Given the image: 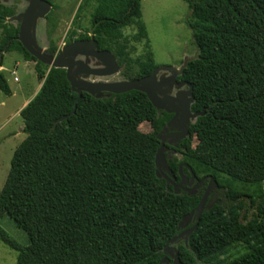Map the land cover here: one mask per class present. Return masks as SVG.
Returning a JSON list of instances; mask_svg holds the SVG:
<instances>
[{
	"label": "trees",
	"instance_id": "16d2710c",
	"mask_svg": "<svg viewBox=\"0 0 264 264\" xmlns=\"http://www.w3.org/2000/svg\"><path fill=\"white\" fill-rule=\"evenodd\" d=\"M141 1L83 0L77 11L92 6L99 48L116 56L129 79L158 66ZM186 2L198 54L180 79L193 86L192 111L204 114L190 127L195 140H183L179 150L198 178L212 175L226 188L228 201L205 209L188 242L177 248L184 264H264V0ZM58 8L54 4L47 15L50 33ZM15 14L0 0V67L7 46L34 62L44 81L20 112L26 137L0 191V219H12L29 243L19 245L1 225L0 240L19 251L16 264H159L166 242L201 200L175 193L156 173L157 134L170 115L138 90L103 98L83 92L73 113L78 94L66 70L49 68L25 49L17 39L19 24L6 21ZM127 26L137 28L134 41L147 40L136 58L123 33ZM75 33L69 31L67 42ZM48 50L59 47L52 40ZM0 90L11 94L2 71ZM144 122L151 132L140 129ZM238 243L244 253L222 258Z\"/></svg>",
	"mask_w": 264,
	"mask_h": 264
},
{
	"label": "rangeland",
	"instance_id": "374dc122",
	"mask_svg": "<svg viewBox=\"0 0 264 264\" xmlns=\"http://www.w3.org/2000/svg\"><path fill=\"white\" fill-rule=\"evenodd\" d=\"M48 1L59 7L54 11V15L57 18L56 28L50 33V25L47 18L39 21L37 40L40 46L48 50L53 40L60 49L65 45L64 41H67L66 38L70 30L82 28L86 32L85 30L91 27V5H86L77 14L83 0ZM3 3L14 7L16 14L23 11L26 7V1L22 0H12ZM141 6L143 20L148 30L150 46L158 65L180 68L188 60L197 56L198 51L192 42V29L189 25L193 21L192 10L186 0H142ZM7 22L17 25L15 21ZM136 32L137 28L135 26H127L123 29L124 35L130 37L131 43L135 47L132 52V56L135 58L145 53L147 41H134L132 37ZM1 42L2 31L0 30ZM5 48L2 50L4 65L0 71L4 73L8 81L11 94H5L0 90V191L5 184L14 152L26 137L24 121L20 114L22 109L20 111L19 109L26 100L33 98L37 94L36 91L42 86L44 81L37 75L32 66V61L28 65L19 52H7ZM18 61L19 63L17 64ZM123 71L124 66L121 65V70L117 74L96 80L120 81L129 79ZM15 76L18 77L19 81L14 80ZM1 99L6 100L5 105H1ZM140 129L143 132H151L153 130L148 122L142 123ZM245 200L249 203L248 197ZM248 207L250 213H252L254 208L250 205ZM0 225L19 245L24 246L29 243L25 231L18 228L8 216L0 219ZM182 242L183 240H180L174 246L178 247V244ZM245 251V246L242 243H238L231 246L229 252L223 255L222 258L230 259ZM18 253V250L10 248L0 240V264H16Z\"/></svg>",
	"mask_w": 264,
	"mask_h": 264
},
{
	"label": "water",
	"instance_id": "95a60500",
	"mask_svg": "<svg viewBox=\"0 0 264 264\" xmlns=\"http://www.w3.org/2000/svg\"><path fill=\"white\" fill-rule=\"evenodd\" d=\"M1 1L7 2L12 0ZM22 1L28 2L25 9L18 14L6 18V21H15L19 24L17 39L37 60L48 65L49 68H64L66 70V76L71 84V88L78 94L73 113L76 111L77 101L80 99L83 92L90 93L97 98H103L111 94L125 93L131 90L144 92L157 110H164L168 113L175 114L171 121L178 118L182 132L178 135L179 137H177L174 143L170 142L174 147L179 146L180 139L190 133L192 123H194L200 115L204 114L203 111H192L191 109L194 98L193 86L190 82H182L177 85V88L180 89L186 83L188 84L189 89L186 91L187 98L185 101L179 100V93L173 97H161L166 87L172 90L176 77L183 73L187 62L180 68L158 65L151 74L134 79H124L120 81L96 80L120 72L121 65L118 63L116 56L108 49L99 50L97 48L98 42L93 36L88 40L72 41L60 48L56 53H50L47 49L39 45L37 40V27L40 20L47 18V15L53 9V4L48 0ZM170 106H172V108H170ZM165 129L166 126L163 127L162 131ZM161 132L157 134V138L161 142L155 156L157 175L166 180L167 187L171 184L175 193H179L181 191L180 188H183V190L187 191V194L194 195L183 186L185 182L184 179L179 183H175L173 180V174L164 153V145L166 142L161 137ZM193 178L194 174H192V179ZM206 178L207 177H204L201 182ZM209 178L210 181L198 206L195 210H192L183 217L180 221L179 228L186 227L192 217L195 216L194 223L166 242L164 246L165 257L159 264H184L180 258L179 249L174 246V244L178 243L179 240L183 238L187 243L190 235L199 226L204 210L210 209L217 202H220L216 195L210 200L208 199L211 189H219V184L216 179L212 175H210ZM220 190V196L228 200L226 188L221 186Z\"/></svg>",
	"mask_w": 264,
	"mask_h": 264
},
{
	"label": "flooded vegetation",
	"instance_id": "af4514ba",
	"mask_svg": "<svg viewBox=\"0 0 264 264\" xmlns=\"http://www.w3.org/2000/svg\"><path fill=\"white\" fill-rule=\"evenodd\" d=\"M26 4H28V2H26ZM99 23L100 22L97 21L96 24L94 26H92L90 28L89 32H87V33H85L82 28L81 29H76L79 32H77V33H75L73 35L74 39L72 41L88 40L92 36L94 37L95 36V27ZM85 35H89L90 37L89 38H84ZM72 41H70V42H72ZM70 42L64 41V44L66 45V44H68ZM97 48L99 50L102 49V48H99V45H98ZM51 53H53V52H51ZM181 75H178L176 77V81H175V84H174L172 90H170L169 87H166L163 90V94L161 95L162 98H165L166 96H172L173 97V96H176L179 93V100L180 101H185L186 100V98H187L186 91L189 89V86L187 84L188 81L180 79ZM182 82H187V83L185 85H183L180 89H178L177 85L179 83H182ZM170 108H172V106H170ZM159 112L162 113V112H166V111L159 110ZM166 113H168V112H166ZM168 114L170 115V117L167 119L166 123L164 124V126H166V129L162 131V129L164 127L163 126L162 129L160 130V132L162 131L161 132V137L166 142L165 145H164V153H165V156H166L168 164L170 162L174 167H175V165H177L175 172L170 168L171 171H172V174H173L172 178L175 181V183H179V182H181L182 179H184L185 182H184L183 186L185 188H187V190L189 192H192L194 195H198V196H200L202 198V196H203V194L205 192V189H206V187H207V185H208V183L210 181V178H209L210 175H206V176L198 178L195 175V173L192 171V169L188 166V164L185 163L184 161H182L183 154L179 150V147H180L182 141L185 140V139H190L191 142H193L195 140V138L191 135V133H188L185 137L180 139L178 147H174L172 144H170V142L174 143L176 141L177 137H179L178 135L182 132V129L180 127V123L178 122V118L176 120H174V121H171L175 114L174 113H168ZM162 116H164V115L162 114ZM160 144H161V142H160ZM185 168H188V171H185ZM192 174H194V178L193 179H192ZM204 177H207V178L203 182H201V180ZM220 188H221V186L219 185V189H211V191L209 192L208 199L210 200L214 195H216L220 202H224V203L226 202L227 203L228 200L223 198V196H220L221 195ZM180 190L187 192L186 190H183V188H180ZM222 195H223V192H222ZM194 220H195V216L192 217V219L189 221V224L186 227L181 229V232L184 231L185 229H187L188 227H190L194 223ZM180 240H184V238L180 239ZM171 263H172V261H171Z\"/></svg>",
	"mask_w": 264,
	"mask_h": 264
},
{
	"label": "crops",
	"instance_id": "0c3cea01",
	"mask_svg": "<svg viewBox=\"0 0 264 264\" xmlns=\"http://www.w3.org/2000/svg\"><path fill=\"white\" fill-rule=\"evenodd\" d=\"M24 59V58H23ZM25 60V59H24ZM25 62L29 65L30 64V62L31 61H27V60H25ZM19 63V61L17 62V64ZM32 66L34 67V62H32ZM1 68H3V66H1L0 67V69ZM34 70H35V68H34ZM19 81V80H18ZM39 89H40V87H39ZM38 89V90H39ZM38 90L36 91V93L38 92ZM35 93V94H36ZM32 99V98H31ZM31 99H28V100H26L24 103H23V105H22V107L19 109V111L21 110V109H23L28 103H29V101L31 100ZM6 104V100H4V99H1V105H5ZM21 112V111H20Z\"/></svg>",
	"mask_w": 264,
	"mask_h": 264
},
{
	"label": "built area",
	"instance_id": "2783aa9c",
	"mask_svg": "<svg viewBox=\"0 0 264 264\" xmlns=\"http://www.w3.org/2000/svg\"><path fill=\"white\" fill-rule=\"evenodd\" d=\"M14 80H15V81H17V80H18V77H17V76H15V77H14Z\"/></svg>",
	"mask_w": 264,
	"mask_h": 264
}]
</instances>
